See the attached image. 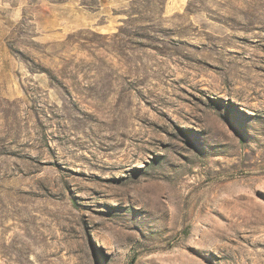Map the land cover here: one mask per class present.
Returning a JSON list of instances; mask_svg holds the SVG:
<instances>
[{"label":"rangeland","instance_id":"374dc122","mask_svg":"<svg viewBox=\"0 0 264 264\" xmlns=\"http://www.w3.org/2000/svg\"><path fill=\"white\" fill-rule=\"evenodd\" d=\"M0 264H264V0H0Z\"/></svg>","mask_w":264,"mask_h":264},{"label":"trees","instance_id":"16d2710c","mask_svg":"<svg viewBox=\"0 0 264 264\" xmlns=\"http://www.w3.org/2000/svg\"><path fill=\"white\" fill-rule=\"evenodd\" d=\"M98 1V4H99V2H100V0H97ZM99 6V5H98ZM89 7V6H88ZM90 7H93V6H90Z\"/></svg>","mask_w":264,"mask_h":264}]
</instances>
